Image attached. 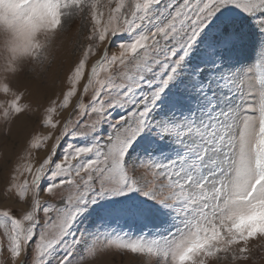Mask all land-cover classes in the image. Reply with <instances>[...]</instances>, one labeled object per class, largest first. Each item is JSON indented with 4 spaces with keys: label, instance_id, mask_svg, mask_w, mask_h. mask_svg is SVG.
<instances>
[{
    "label": "snow or ice",
    "instance_id": "snow-or-ice-1",
    "mask_svg": "<svg viewBox=\"0 0 264 264\" xmlns=\"http://www.w3.org/2000/svg\"><path fill=\"white\" fill-rule=\"evenodd\" d=\"M37 2L54 28L86 18L89 43L43 110L50 130L31 137L6 186L26 205L0 209L10 264L112 251L144 264L247 259L264 238V228L236 227L264 210V0ZM249 38L254 58L239 62ZM3 71L20 70L5 59ZM0 93L4 121L30 110L23 91L0 82ZM53 137L35 165L31 150Z\"/></svg>",
    "mask_w": 264,
    "mask_h": 264
},
{
    "label": "rangeland",
    "instance_id": "rangeland-1",
    "mask_svg": "<svg viewBox=\"0 0 264 264\" xmlns=\"http://www.w3.org/2000/svg\"><path fill=\"white\" fill-rule=\"evenodd\" d=\"M90 25L86 18L76 16L66 21L64 27L54 40L51 49V63L43 68H33L31 65H24L17 74L5 73L3 71L4 61L0 59V82H7L14 90L25 93L22 104H29L30 110L15 118L11 123L0 117V209L10 207L14 215H19L17 209L26 207L23 202H19L15 195H8L5 192L6 186L13 173L16 164L20 162V157L24 156L28 149V142L37 133L47 134L50 129L41 127V117L44 108L49 106L51 100L57 97L62 98L66 90V76L71 68L81 57L83 48L89 41L86 37L89 34ZM107 44V41L105 42ZM102 48L104 45L101 46ZM115 48L110 51H115ZM239 62L248 63L254 58L252 40L237 52ZM98 57L89 58V68ZM3 93H0V102L7 100ZM87 101V98H86ZM76 100L73 99V104ZM72 108L67 110L58 109V114L54 120L58 119L63 123L69 116ZM60 129L57 128L56 134ZM71 139V138H69ZM53 140L47 142V146L39 150H31V161L39 165L50 153ZM23 179V177H21ZM43 183V182H42ZM42 201L50 200V197L41 192ZM249 252L247 259L233 261L231 256L227 259L215 262V264H264V238H258L249 242ZM144 257H137L130 253L123 256L116 251L110 254H101L95 260H86L83 264H144ZM0 264H10V254L7 251V240L0 234ZM152 264H155L153 260Z\"/></svg>",
    "mask_w": 264,
    "mask_h": 264
},
{
    "label": "clouds",
    "instance_id": "clouds-1",
    "mask_svg": "<svg viewBox=\"0 0 264 264\" xmlns=\"http://www.w3.org/2000/svg\"><path fill=\"white\" fill-rule=\"evenodd\" d=\"M45 11L37 0H0V59H7L18 70L26 64L43 68L51 61L54 40L64 25L54 28L43 16ZM241 226L264 228V210L240 217L236 227Z\"/></svg>",
    "mask_w": 264,
    "mask_h": 264
}]
</instances>
